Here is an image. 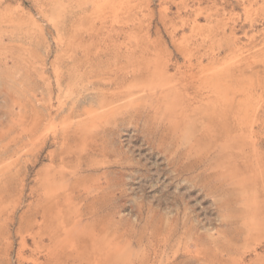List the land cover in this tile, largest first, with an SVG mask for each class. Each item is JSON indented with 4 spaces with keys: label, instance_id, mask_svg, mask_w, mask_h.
<instances>
[{
    "label": "rangeland",
    "instance_id": "obj_1",
    "mask_svg": "<svg viewBox=\"0 0 264 264\" xmlns=\"http://www.w3.org/2000/svg\"><path fill=\"white\" fill-rule=\"evenodd\" d=\"M106 250L264 264V0H0V264Z\"/></svg>",
    "mask_w": 264,
    "mask_h": 264
},
{
    "label": "bare ground",
    "instance_id": "obj_2",
    "mask_svg": "<svg viewBox=\"0 0 264 264\" xmlns=\"http://www.w3.org/2000/svg\"><path fill=\"white\" fill-rule=\"evenodd\" d=\"M195 135V134H194ZM200 135V134H199ZM198 135V136H199ZM227 139V138H226ZM232 140V139H231ZM228 141V140H227ZM226 143V142H225ZM235 143V142H234ZM251 143H253V142H251ZM222 144V143H221ZM233 144V143H232ZM238 144V143H237ZM254 147V146H253ZM254 149V148H253ZM216 150V149H215ZM254 151V150H253ZM215 152V151H214ZM213 152V153H214ZM230 152V151H229ZM80 153V152H79ZM78 154V153H77ZM215 154H218V153H215ZM220 154V153H219ZM214 155V154H213ZM83 157V156H82ZM82 157H81V159H82ZM230 163V162H229ZM83 167V166H82ZM76 169H77V167H76ZM70 171V170H69ZM44 175L45 176H47V173H46V168H45V171H44ZM61 174V173H60ZM76 174V173H75ZM74 174V175H75ZM252 175H253V173H251ZM251 178V177H250ZM253 178H255V177H253ZM253 181V180H252ZM255 185V184H254ZM253 185V186H254ZM255 188V187H254ZM52 195V194H51ZM68 195V194H67ZM68 198H69V196H67ZM50 198V197H49ZM65 199H66V197H65ZM53 200V199H52ZM53 201H55V200H53ZM58 207H60V206H58ZM61 208V207H60ZM56 210H57V208H56ZM76 219V218H75ZM81 222V221H80ZM73 223V222H72ZM37 224H38V222H37ZM80 227V226H79ZM49 228V227H48ZM47 228V229H48ZM64 228V227H63ZM49 230V229H48ZM82 230V229H81ZM48 235V234H47ZM46 235V236H47ZM53 238V237H52ZM51 240V239H50ZM74 241V240H73ZM53 242H54V244L56 243L54 240H53ZM93 243H95L94 241L91 243V244H93ZM57 244H60V242H58ZM75 244V243H74ZM73 246V245H72ZM75 247H76V245H75ZM116 247H117V245H116ZM74 248V247H73ZM110 249V248H109ZM49 250V249H48ZM121 250V249H120ZM50 251V250H49ZM78 251V250H77ZM119 251V250H118ZM52 252V251H51ZM50 252V253H51ZM56 252V251H55ZM117 252V251H116ZM116 252H114V253H116ZM121 252V251H120ZM119 252V253H120ZM50 253H48V254H50ZM89 253H91V252H89ZM52 254V253H51ZM118 254V253H117ZM116 254V255H117ZM109 255H110V253H109V251L108 250H106L105 251V253H103V254H97V255H92L91 256V259H89V260H87V262H86V264H110L109 263V259H110V257H109ZM120 255V254H119ZM46 256H47V254H46ZM54 258V257H53ZM61 259V258H60ZM136 259V258H135ZM142 259V258H141ZM44 260V259H43ZM132 260V259H131ZM141 262V261H140ZM39 263V262H38ZM132 263V262H131Z\"/></svg>",
    "mask_w": 264,
    "mask_h": 264
}]
</instances>
